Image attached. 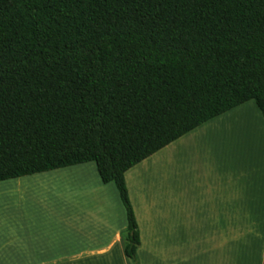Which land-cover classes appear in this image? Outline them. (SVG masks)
<instances>
[{"label":"trees","instance_id":"obj_1","mask_svg":"<svg viewBox=\"0 0 264 264\" xmlns=\"http://www.w3.org/2000/svg\"><path fill=\"white\" fill-rule=\"evenodd\" d=\"M250 100L264 119V0H0V182L94 162L133 263L125 173Z\"/></svg>","mask_w":264,"mask_h":264},{"label":"crops","instance_id":"obj_2","mask_svg":"<svg viewBox=\"0 0 264 264\" xmlns=\"http://www.w3.org/2000/svg\"><path fill=\"white\" fill-rule=\"evenodd\" d=\"M216 121L235 138L224 164L205 172L200 161H181L194 133ZM124 181L139 233L136 263L124 253L127 222L117 190L87 162L0 182V264H228V210H251L240 264H262L264 119L253 100L149 156Z\"/></svg>","mask_w":264,"mask_h":264},{"label":"rangeland","instance_id":"obj_3","mask_svg":"<svg viewBox=\"0 0 264 264\" xmlns=\"http://www.w3.org/2000/svg\"><path fill=\"white\" fill-rule=\"evenodd\" d=\"M206 127H201L200 131L194 133V138H191L190 146V155L181 156V161H200L202 163L201 168L206 172L212 169L220 163L224 164L228 156L234 152L233 149L235 144L234 136L230 137L227 130L222 129L224 124L221 125L220 121L214 123H208ZM207 127L209 130H207ZM250 140V138H249ZM188 146V148H189ZM186 159V160H184ZM181 170L191 173L192 166H183L181 164ZM132 190V189H131ZM132 191V196L135 201H137L136 195ZM219 200H215L218 203ZM138 204V202H137ZM137 214L139 212V206L137 205ZM216 210L212 211V214L215 215V223L219 227L220 223V208L217 205ZM216 213V214H215ZM251 210H228L229 216V244H228V264H240V251L245 255L246 253V228L250 224L252 215ZM223 221V220H222ZM243 229V230H242ZM242 230V231H241ZM243 234V239L239 238L238 244L236 243V237ZM242 244V245H241ZM232 258V259H231ZM232 260V261H231ZM195 264H203L198 262Z\"/></svg>","mask_w":264,"mask_h":264}]
</instances>
